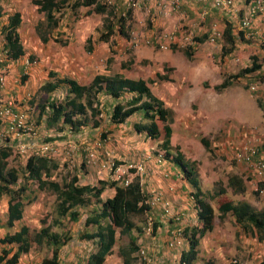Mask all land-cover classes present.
<instances>
[{"label": "rangeland", "instance_id": "obj_1", "mask_svg": "<svg viewBox=\"0 0 264 264\" xmlns=\"http://www.w3.org/2000/svg\"><path fill=\"white\" fill-rule=\"evenodd\" d=\"M97 1L98 3L103 2L104 10L97 12L92 8L93 6H81L75 11H71L67 4L60 5L55 13L57 25L49 33L52 38L58 41L49 40L42 43L34 30V25L43 19V14L37 11L31 0H0L7 12L17 11L21 18L16 30L23 51L17 61V63L19 62V72L16 75L13 74L12 79H16L15 81L11 80V83L20 87L22 92L17 91L12 85L10 94L16 95L21 100V105L33 109L29 120L39 124V128L46 133L52 134L48 140L58 139L56 142L61 143L52 158L59 165V168L54 170L52 179L66 183L70 181V175L77 174L79 184L96 185L99 179L112 180L118 174L123 175L128 162L141 160L148 152L152 154L159 150L164 153V148L161 145V137L150 138L145 130L135 128L134 122L147 121L140 117L141 113H133L121 125H111L107 119L111 103H109V97L107 98L101 93L98 94L101 103L99 118L102 121L99 127L94 128L91 125H86L74 135V133L68 132L67 125H62L60 122L47 125L42 120V124L37 123L35 119L39 102L47 96L61 99L66 93L64 84H58L54 91L49 93H45L44 89H41V85L49 80L47 72L53 71L56 74L55 78L63 76L76 78L78 83L85 85L89 83L91 75L99 71L107 75L116 70L124 76L143 77L152 95L168 109L167 122L172 127L168 144L170 152L174 156L178 152L182 161L192 168L191 177L196 179L201 188L202 198L212 208V228L199 237L196 258L190 264H257L264 253V240H257L255 236L244 231L230 211H227L224 217L219 219L217 205L224 200L234 202L238 199L248 201L254 209H259L264 205V189L260 190L258 194L253 191L257 187L258 178L250 173L244 162L237 161L234 157L235 151L241 144L251 140L258 143L260 156L262 154L264 158V48L258 36L238 39L236 18L233 20L228 19L229 17L223 19L221 17L218 20L219 27L223 28L224 20L231 21L232 33L235 38L233 49L222 52L223 46H227L223 35L214 42H209L206 38L208 24L213 21L217 22V19L210 15L208 21L203 20L202 22L198 18L190 21L195 22L196 26L200 28L195 27V30L199 31L194 35L203 37L199 42L191 41L189 55L183 52V47L174 43V47L163 49L148 34L154 20L150 19V12L143 11L141 7L140 10L137 9L136 13L133 12L134 10H129L125 16V34L118 32L115 22L114 29L108 38L100 41L98 36L106 30V23L111 18L109 10L121 12L124 9L121 8L123 0ZM137 15L139 17L135 18ZM3 21H5V17L0 19L1 30L4 27ZM185 26L187 29L189 24H185ZM202 28H206L203 31L205 33L202 32L203 34H201ZM3 33L4 31H0V44L3 43ZM182 35L177 36L178 42H189L188 39H181ZM144 38H150L151 41L147 43ZM110 49H113L115 54L111 62L106 64L105 59ZM253 49L260 59L258 62H261L259 68L254 70V73L243 72L232 76V74H238L243 66L250 63L248 53ZM172 54H177V59H181L176 66L170 64ZM140 59L146 61L143 62ZM32 61L35 62L33 73L29 71V63ZM120 61L125 62L123 67H120ZM87 62L90 63L91 69L89 66L87 69L83 67V64ZM94 64L95 67H93ZM209 68L210 71L207 70ZM158 71H162L168 80L154 75V72ZM21 74L26 76L24 82L19 81ZM78 74L80 75L77 76ZM225 77H231V82L227 86L214 87ZM249 81L256 83L258 88L252 90L249 87ZM128 95L129 93L125 94L123 98ZM191 95L195 97L192 98ZM58 132H65V134L60 137L55 136ZM42 133L40 131V134ZM202 137L209 141V146L204 145ZM73 144L76 147L72 152L75 166L68 168L67 161L69 162L71 159L69 145ZM87 151H95L98 160L93 163L86 162L84 154ZM169 159L172 170L178 171L183 177H186L187 182L184 181L182 188L189 186L193 191L195 187L187 179L190 177L186 174L187 168L181 162L173 160L172 157ZM102 161L109 163L114 161L115 165L121 166H118L119 169L116 171H110L108 168L101 167ZM25 163L26 159L19 154L15 147H11L8 167L18 170L17 186L25 183L24 176H22ZM232 173L244 178L245 191L236 192L227 184V178ZM27 187L29 189L21 193V218L14 221L11 227L5 224L8 196L5 194L0 196V237L18 230L21 225L27 227L26 239L29 249L27 253L20 254L16 264H40L42 258L49 255L51 245L46 240L39 239L38 243L33 240L34 234L45 226L49 227L50 232L62 235L67 231L70 237L59 248L58 264H84L85 258L93 246L89 240L81 238L79 234L85 230L82 225L84 216L93 207H97L93 198L86 205L78 207L80 214L77 221L70 222L56 214L57 197L54 191L49 188H36L34 184H27ZM219 187L226 189L223 193L218 194ZM113 191V188L107 187L101 193V199L111 195ZM187 200L191 204L193 214L188 211L181 215V218L184 215L188 218L185 224L188 226L195 222L196 214L193 198L187 197ZM169 216H163L162 225L154 232L147 231V228L144 227L146 223L136 219H134L135 225L140 230L133 229L129 234H121L116 230L111 252L102 264H122L118 250L121 247L129 246V235L135 238L137 244H146L150 249L152 247L150 251L155 253L158 247L163 246L160 239L166 233L168 235L166 229ZM175 226L182 228L184 223L177 222ZM91 230L94 228H88V231ZM186 247L187 240L182 244V249ZM1 248L14 251L15 245L0 244Z\"/></svg>", "mask_w": 264, "mask_h": 264}, {"label": "trees", "instance_id": "obj_2", "mask_svg": "<svg viewBox=\"0 0 264 264\" xmlns=\"http://www.w3.org/2000/svg\"><path fill=\"white\" fill-rule=\"evenodd\" d=\"M31 3L36 6L38 12L43 14V19L34 25V30L42 43L49 40L58 41L52 38L49 33L57 25L55 13L60 5L67 4L71 11H75L81 6H93L92 8L97 12L104 10L103 2L98 3L97 0H31ZM109 12L111 18L106 23V30L102 31L98 36L100 41L108 38L114 29L115 22L118 32L125 34V16L129 13V9L123 13L120 11L116 12V10H112V12L109 10ZM19 15L18 12H14L8 17L6 24L2 28V31H4L2 34L3 46L7 50L10 59H16L22 54V46L16 32V27L20 22ZM111 19H113L112 22ZM222 35L225 43H227V46H223L222 52L233 49L235 38L232 33L231 21L224 20ZM202 37L194 35L193 39L199 42ZM237 38L243 39V33L239 30L237 31ZM183 51L189 55L190 44L185 45ZM114 54V50L110 49L105 59L106 64L111 62ZM248 57L250 63L243 66L238 74L235 73L232 76H237L243 72L254 73V70L259 68L261 62H258L260 59L254 49L248 53ZM142 61L145 60L143 59ZM124 63V61H120V67H123ZM55 75L53 71H48L47 78L49 80L41 85V89H44L45 93H49L54 91L58 84H64L66 86L65 96L61 99L47 96L39 102L35 119L37 123L42 120L47 125L60 122L75 132H78L82 126L86 125H91L94 128L99 127L102 121L99 118L101 103L98 99V94L101 93L109 97L111 103L109 119L113 123L119 124L127 120L133 113H141L140 117L143 120L147 119V121L134 122L135 128L145 130L150 138L157 139L161 137V145L164 148L165 155L181 162L187 168L186 174L190 176L195 187L192 197L196 219L194 223L182 227V233L187 240V247L180 251V258L185 261V264H189L197 253L196 245L199 237L212 228L213 212L209 203L202 198L203 195L196 179L191 177L192 168L182 161L178 152L175 153V156L170 152L168 144L172 127L167 122L168 109L162 105L158 98L152 95L143 77L131 78L115 70L107 75L95 74L89 83L85 85L78 83L73 78L64 76L55 78ZM155 75L167 78L162 73L156 72ZM231 77H225L217 86H227L231 82ZM25 78L26 76L22 74L20 82H23ZM54 78L55 80L52 81ZM127 93L129 95L123 98ZM201 140L206 147L209 146L210 143L205 137H202ZM9 155L10 149L0 148V196L2 194L8 196L5 220V224L8 227L13 226L14 221L21 218V193L29 189L27 184H34L36 188H49L56 193V214L70 222L77 221L80 214L78 207L86 205L93 198L97 207H93L84 216L83 227L85 230L79 234L81 238L93 242V248L85 258L84 264L103 263L105 257L111 252L116 230L121 234H129L133 229L140 230L139 227H136L134 219L145 221L149 215L152 220L151 231L154 232L156 230L158 221L152 213L154 207L150 206L147 199L148 193L142 189L138 178H134L126 186L120 184L116 179H99L96 185H90L79 184L78 175L72 174L70 175V181L60 183L52 179L54 170L59 167L58 163L53 161L51 157L30 156L25 163V170L22 174L25 183L17 186L19 173L16 168L8 167ZM227 184L236 192H243L246 189L244 178L236 173L228 176ZM107 187L113 188L114 191L111 195L101 199L100 195ZM225 189V187H219L218 194L223 193ZM262 189H264V180L258 181L257 187L253 191L258 194ZM217 211L219 219H222L225 213L230 211L235 221L240 224L244 231L255 236L257 240H264V205L259 209H254L244 199H238L234 202L224 200L217 205ZM88 228H94V230L88 231ZM26 237V226H20L18 230L0 237V244L15 245L14 251L5 248L0 249V264H16L20 254L28 252L29 243ZM69 238L67 231L62 235L50 232L47 226L41 227L40 231L34 234L33 240L38 243L39 239H44L51 245V248L49 255L42 258L40 264H58L59 248ZM128 242L129 246L126 248L121 247L118 250L122 264H144L138 260V257L132 255V252L135 253L138 247L135 238L129 235ZM257 264H264V253L257 261Z\"/></svg>", "mask_w": 264, "mask_h": 264}, {"label": "built area", "instance_id": "obj_3", "mask_svg": "<svg viewBox=\"0 0 264 264\" xmlns=\"http://www.w3.org/2000/svg\"><path fill=\"white\" fill-rule=\"evenodd\" d=\"M158 8L162 10L163 13H175L179 11V0H155ZM206 4V9L213 8L217 10H222L225 12L226 16L233 19L236 18L237 29L239 31L243 30V37H254L258 36L260 43L264 48V25L259 28L253 27L252 22L255 20L256 15H258L264 9V0H246L243 3H240L239 0H201ZM145 0H123L125 10L134 8L143 7ZM242 5L244 8H242ZM206 9L200 10V17L206 13ZM243 9V11H241ZM242 12V13H240ZM222 29L218 23L213 21L209 23L206 38L209 42H214L216 39L222 37ZM237 30V31H238ZM181 39H188L189 42L180 43L177 41L179 47H184L187 44H190L193 39L194 33L191 31L182 32ZM187 34V36H184ZM159 39L157 44L160 48H167L168 44L166 42H161L160 39L163 37L166 40L172 38V34L169 32H159L157 35ZM188 37V38H187ZM145 42H150V38H144ZM182 44V45H179ZM7 57L6 50L0 44V90L3 91L0 97V148H7L11 150V147H15L19 154L27 159L30 156H42V157H51L57 153L58 146L61 143H57V140H48V137L52 136L51 133H46V131L40 129V125L33 123L29 120L30 113L32 108L29 106L21 105V100L16 96L10 94L7 91V74L9 69V60ZM32 63H35L32 61ZM249 87L252 90L258 88L257 84L253 81L249 82ZM40 124H42L40 122ZM68 127V126H67ZM83 127V126H82ZM69 128V127H68ZM40 131L43 132L40 134ZM66 132V131H65ZM65 132H58L55 136H64ZM69 133H74L75 131L69 128ZM86 134V131L84 132ZM83 134V133H82ZM70 161H67V167L71 168L75 166V163L72 159V152L76 149L75 145H69ZM89 150V148H87ZM260 149L257 142L245 141L241 144L238 150L235 151L234 157L237 161L244 162L249 168L251 174L256 176L258 180H264V158L260 156ZM68 153V152H67ZM95 151H87L84 154L85 161L94 162L97 161ZM153 161L157 165H166L170 162V159L166 157L165 153L157 150L152 154L148 152L145 154L144 158L137 161L128 162L123 171V175L118 174L115 178L123 186L128 185L132 182L134 178H138L139 183L142 189L147 188V180L149 179L150 168L148 167L149 163ZM118 166L115 165L114 161L110 162H101L102 168H108L110 171L118 170ZM59 168V167H58ZM164 176L168 177L170 172L167 170L163 171ZM172 189V188H170ZM147 199L150 206L161 207V214L171 215L169 208V203L165 198V194L160 190H151L147 194ZM193 195H190L192 197ZM147 228V231H151V217L148 215L144 221ZM186 241V237L182 233V228L175 226L168 229V235L165 240V248L168 250H173L172 253L166 254H157L153 255V252L148 245L143 244L137 247L134 255L138 257L139 261H142L144 264H185V261L180 258V251L182 250V244ZM164 253V251L162 252Z\"/></svg>", "mask_w": 264, "mask_h": 264}, {"label": "crops", "instance_id": "obj_4", "mask_svg": "<svg viewBox=\"0 0 264 264\" xmlns=\"http://www.w3.org/2000/svg\"><path fill=\"white\" fill-rule=\"evenodd\" d=\"M239 1H240V3L244 2V0H239ZM121 7L123 8L124 5L122 4ZM142 8H143V11L150 12V14H151L150 19L154 20L153 24H151V27L149 28L148 34L153 38V41L156 42V44H157V40L159 39V37L156 36L157 33H159V32H167V33H169L170 32L171 34H173V36H172L173 40L171 38L168 41V40L164 39L163 37L160 39V41L162 43L166 42L168 44V47H172V46L174 47L177 44V41H178L177 40L178 39L177 36H181L182 32L188 30L190 32L192 31L193 33H195L197 31H199V30H195V27H197V29H200L198 26H196L195 22H190L194 18H198L199 21L201 20L203 22V20L204 21H208L209 16L211 15L212 17L217 19L218 25L220 24L218 20H220L221 17H222V19L224 17L227 18L225 12L222 11V10H217V9H213V8L206 9V4L203 3L201 0H179V9L180 10L175 12V13L174 12L173 13H171V12L163 13L162 10H160L158 8V5L156 4L155 0H145ZM242 8H244L243 5H242ZM0 9H1L0 10V19L2 17L3 18L5 17V21L2 22V24H4V25L6 24L8 17L11 16L14 12H17V11H13L12 13L7 12V10H5L3 8L1 3H0ZM137 9L140 10V8H134L133 12H135V13L138 12ZM203 9H206V13H204L202 15L203 18H201L200 17V10H203ZM124 11H125V7H124V10H121V12L123 13ZM143 11H140V12L142 13ZM242 11H243V9H242ZM138 17L139 16L137 15L135 18H138ZM19 18H20V15H19ZM228 19H231V18H228ZM20 22H21V18H20ZM20 22H19V24H20ZM19 24L17 25L16 29L18 28ZM185 24H189V27L187 29L185 28L186 27ZM262 25H264V9L258 15H256L255 20L252 22V26L253 27L259 28ZM205 29L206 28H202L201 34L205 33V32H203V31H205ZM0 31H2V30L0 29ZM16 32H17V30H16ZM241 32H243V30H241ZM17 35H18V39L20 41V37H19L18 32H17ZM2 38H3V36H2ZM2 47L4 48L3 43H2ZM167 48H163V49H167ZM6 53H7V50H6ZM7 57H8V53H7ZM19 57L20 56H18L16 59H10V62H9V69H8V74H7V77H8V79H7V84H8L7 91H9V92L12 91V88H11L12 85H13V88H15L17 91L22 92L20 87H18L14 83H11V80L15 81V79H16V78L12 79L13 78V74L16 75V73L19 72V67H18L19 62L17 63V61H19V59H20ZM168 57H169V54H168ZM140 60L142 61L143 59H140ZM170 61H171L170 62L171 65L176 66V64L179 61H181V59H179V58L177 59V54H174V55L172 54L170 56ZM29 64H30L29 71L31 73H33V71L35 70V68H34L35 67V63L30 62ZM87 66L90 67V63L87 62L86 64H83V67H85L86 69L88 68ZM83 67H81V68H83ZM93 67H95V64L93 65ZM162 67H163V65H162ZM90 69H91V67H90ZM207 70L210 71V68L207 69ZM155 73L156 72H154V75H155ZM158 73L164 74L162 71H160V72L158 71ZM95 74H103V73H100V71L99 72H94L91 75L90 80ZM79 75L80 74H78L77 76H79ZM131 78H133V77H131ZM161 78H164V77H161ZM73 79H76V78H73ZM166 80H168V79H166ZM19 81H20V78H19ZM27 83H30V82H27ZM219 83H216L214 87L223 88V87L217 86V84H219ZM80 84H82V83H80ZM0 91H1V93H3L2 90H0ZM187 92H189V91H187ZM104 96H106L108 98L107 95H104ZM188 96L190 97V94ZM191 97L194 98L195 96L191 95ZM107 102H109V101L107 100ZM107 119H109V115H108ZM109 121L111 122V125H114V126H118V125L123 124V122H120L119 124L113 123L110 119H109ZM261 156H262V154H261ZM148 165H149L148 167L150 168V174H149V179L147 180V188L148 189H146L145 191L147 193H149V192H151V190H160V191H162L165 194V198H166V200L169 203V208H170V211H171V215L168 217V224H167L168 228L166 229V231H168L169 228L175 227L177 222H180V223L182 222L185 225L188 218L185 215H184L185 218L184 217L181 218V215H183L185 212H188V211H189V213L193 214V210L191 208V204L187 200V197L191 198L190 195L193 194V191L190 190V188L188 186V183H186L188 188H182V187H184V181L187 182L186 177H183L180 173H178V171H173L172 167L170 166V162L168 164L162 166V165H157L155 162L151 161ZM164 170H167V171L170 172V175L168 177L164 176V174H163ZM184 176H186V175H184ZM182 178H185V179L183 180ZM187 179H189L191 184H192V181H191L190 177L189 178L187 177ZM192 186H194V185L192 184ZM199 187H200V185H199ZM170 188H172V189H170ZM190 201H192V200H190ZM154 208L155 209L152 210V212H153V215L155 217L157 216L156 219L158 221V224H157V228H158L160 225H162L164 219H163V216L161 214V210H162L161 207L158 208V206H157V207H154ZM21 226H23V225H21ZM166 237H167V233H166V235H164L160 239V241L163 243V246L161 248H159V247L157 248L156 252H159V253L155 252V253H153V255H155V254H166V255H168L169 253L173 252V250H168L164 246ZM197 247H198V243L196 245V249H197ZM183 249H185V248H183ZM163 251H164V253H162ZM194 258H196V255H195ZM194 258L190 260L189 264L191 263L192 260H194Z\"/></svg>", "mask_w": 264, "mask_h": 264}, {"label": "clouds", "instance_id": "obj_5", "mask_svg": "<svg viewBox=\"0 0 264 264\" xmlns=\"http://www.w3.org/2000/svg\"><path fill=\"white\" fill-rule=\"evenodd\" d=\"M129 10H130V9H129ZM144 190H145V188H144ZM151 207H157V206H151ZM158 208H160V207H158ZM82 225H83V221H82ZM155 231H156V230H155ZM151 232H152V231H151ZM87 240H88V239H87ZM89 242H90V244H91V246H92V243H93V242L90 241V240H89ZM87 255H88V254H87ZM86 257H87V256H86ZM105 258H106V257H105Z\"/></svg>", "mask_w": 264, "mask_h": 264}]
</instances>
